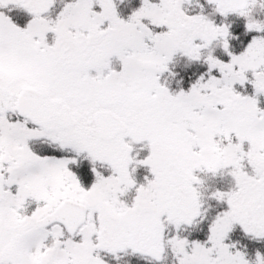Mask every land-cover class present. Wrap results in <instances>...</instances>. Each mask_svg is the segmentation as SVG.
Instances as JSON below:
<instances>
[{
	"label": "snow or ice",
	"instance_id": "6c2138e0",
	"mask_svg": "<svg viewBox=\"0 0 264 264\" xmlns=\"http://www.w3.org/2000/svg\"><path fill=\"white\" fill-rule=\"evenodd\" d=\"M0 264H264V0H0Z\"/></svg>",
	"mask_w": 264,
	"mask_h": 264
}]
</instances>
